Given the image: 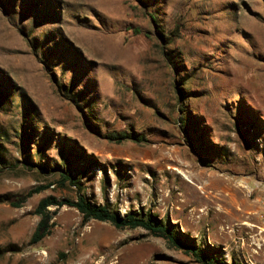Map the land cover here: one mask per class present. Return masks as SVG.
Returning a JSON list of instances; mask_svg holds the SVG:
<instances>
[{"label": "rangeland", "instance_id": "obj_1", "mask_svg": "<svg viewBox=\"0 0 264 264\" xmlns=\"http://www.w3.org/2000/svg\"><path fill=\"white\" fill-rule=\"evenodd\" d=\"M80 192L264 264V0H0V264H198L67 205L34 243L40 202Z\"/></svg>", "mask_w": 264, "mask_h": 264}, {"label": "trees", "instance_id": "obj_2", "mask_svg": "<svg viewBox=\"0 0 264 264\" xmlns=\"http://www.w3.org/2000/svg\"><path fill=\"white\" fill-rule=\"evenodd\" d=\"M182 127L185 131L189 129V122L181 119ZM106 138L110 141L117 143H124L132 141L135 143H144L147 138L143 135H136L129 132H112L106 135ZM62 182H70L73 185H77L80 188L78 181H74L70 171H66L65 174L61 175ZM51 185H42L30 190L27 194L13 195L8 201L15 207H23L25 203L32 198L34 195L39 194ZM80 190H82L80 188ZM70 206L77 209L83 216V220L88 222L90 220H98L103 222H110L119 229H145L152 234L162 237L167 240L171 246L186 251L198 264H226L220 261L216 256L207 253L204 249L199 247L197 244L190 241L181 240L172 230L169 224L164 223L159 217L152 212L139 213L129 212L128 214L121 215L110 209L108 205H97L93 204L86 196V194L80 192L76 200H58L55 197H48L43 199L37 207L36 213L42 217L40 224L38 225L34 236L33 242L39 243L51 234L53 227L52 219L53 212L51 207L57 209L63 206Z\"/></svg>", "mask_w": 264, "mask_h": 264}, {"label": "bare ground", "instance_id": "obj_3", "mask_svg": "<svg viewBox=\"0 0 264 264\" xmlns=\"http://www.w3.org/2000/svg\"><path fill=\"white\" fill-rule=\"evenodd\" d=\"M175 170H177V169H175ZM178 172H180L182 175H183V179H184V182L186 181V182H188V183H190V184H192V185H195V180L193 179V178H191L189 175H187L186 173H182V171H178ZM185 182V183H186ZM213 183V182H212ZM210 184H211V182H210ZM185 185V184H184ZM187 185V184H186ZM189 185V184H188ZM215 185H216V183H215ZM218 185V184H217ZM202 188V187H201Z\"/></svg>", "mask_w": 264, "mask_h": 264}]
</instances>
